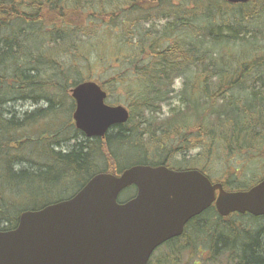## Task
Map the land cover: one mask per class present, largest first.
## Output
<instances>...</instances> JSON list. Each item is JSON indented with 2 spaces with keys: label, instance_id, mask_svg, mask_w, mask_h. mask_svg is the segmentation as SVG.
I'll use <instances>...</instances> for the list:
<instances>
[{
  "label": "trees",
  "instance_id": "16d2710c",
  "mask_svg": "<svg viewBox=\"0 0 264 264\" xmlns=\"http://www.w3.org/2000/svg\"><path fill=\"white\" fill-rule=\"evenodd\" d=\"M92 80L107 100L119 92L110 104L130 113L103 140L85 138L72 120L70 90ZM28 104L31 112L18 108ZM195 141L209 142L220 160L260 154L264 0H0V231L24 211L72 197L96 174L119 175L125 149L138 164L168 165ZM72 182L69 197L55 198ZM231 218L207 212L187 244L169 243L149 264H174L200 243L210 264H264V217Z\"/></svg>",
  "mask_w": 264,
  "mask_h": 264
},
{
  "label": "water",
  "instance_id": "95a60500",
  "mask_svg": "<svg viewBox=\"0 0 264 264\" xmlns=\"http://www.w3.org/2000/svg\"><path fill=\"white\" fill-rule=\"evenodd\" d=\"M71 97L75 127L86 138H104L129 120L127 109L105 103L96 83L77 85ZM131 186L135 197L119 204ZM213 203L221 216L264 215V181L228 194L197 171L134 166L120 176L101 173L70 199L21 213L14 230L0 232V264H147L156 248Z\"/></svg>",
  "mask_w": 264,
  "mask_h": 264
},
{
  "label": "rangeland",
  "instance_id": "374dc122",
  "mask_svg": "<svg viewBox=\"0 0 264 264\" xmlns=\"http://www.w3.org/2000/svg\"><path fill=\"white\" fill-rule=\"evenodd\" d=\"M101 74H103V73H101ZM101 74H97L94 79H97V78L99 80L105 79V77L102 76ZM92 81H95V80H92ZM180 90H181V81H177L175 83V91H176V93H178V92H180ZM118 95H119V92L116 93V94H111L110 95L111 98L109 100H107V103L110 104L113 101H116V99H118L121 96V95L120 96H118ZM121 105H124V104H121ZM33 107H34L33 105L28 104V105H20L18 108L24 113V112H28V111L31 112L32 110H34ZM124 107H125V105H124ZM178 107H179V105L177 104V100H175L173 104H171L169 106H165L163 108L161 119L168 118L170 116L171 110L173 108H178ZM199 143L201 145L197 144L196 141L192 142L191 148H189V150H187V151H190V152H186V156H185L186 159L192 160V161H189V162H192V164L188 165L189 166L188 168L194 169V168H199V167L200 168L205 167L203 170L206 169L205 171H207L209 176H211V178H214V180L216 178L217 181H222V179L224 177H226L227 175H229L231 172L235 173V171H236L235 169H237V170H239V181L240 182H238L235 185V187H237V186L238 187H246V186H249V185L253 184V183H251V181L259 179L258 175H257V172H256V170L259 169V168L256 166L255 162H251L248 165L244 166V164L241 163L243 161L242 157H237L236 158V157H232V156H228V158H226V159L225 158L222 159V157H221V160H220L217 156H214V154H212V152H211L212 148L210 147V143L209 142H207V144H205V143L203 144L201 142H199ZM184 148H187V146H184ZM205 149L208 150V151H206L205 159L197 161V162H194L193 160H197L198 155L203 154L202 152ZM122 152H123V154H122L123 155L122 156L123 161L121 162V167H129L130 165L133 166V165H136V164L141 162L137 158V155L135 154V150L134 149L129 148V149L123 150ZM167 152H168V150H167ZM159 153H160V155H159L160 158H163L162 155L164 153L166 154V150L164 149V151H160ZM168 155H169V152H168L166 157H169ZM179 155H178L177 158H174L173 160H171L170 163H168L169 167H171V168L177 167V166H174V165H177L182 160V157L179 156ZM160 158H158V159L160 160ZM159 160L158 161L155 160V162H159ZM248 160H250V159H248ZM237 161H238V167L234 168V166H236L235 163ZM259 176H261V174H259ZM256 182L257 181H255L254 183H256ZM78 185H79L78 183L72 182V187L73 188H72L71 191L67 190L66 192H60V193L55 195V198H61V197L62 198H67V197H69L71 192L75 188H77ZM130 195H131V193H129L127 191H124L123 193H121L119 198L123 199V198L129 197ZM233 220H235V219H233ZM167 253H168L167 247H161L154 254L153 257H155V259L156 258H164ZM207 257H208V255L204 256L205 259H207ZM218 261L221 262L220 259ZM153 262H154V258H153Z\"/></svg>",
  "mask_w": 264,
  "mask_h": 264
},
{
  "label": "flooded vegetation",
  "instance_id": "af4514ba",
  "mask_svg": "<svg viewBox=\"0 0 264 264\" xmlns=\"http://www.w3.org/2000/svg\"><path fill=\"white\" fill-rule=\"evenodd\" d=\"M191 143V142H190ZM190 145H192V143L190 144ZM187 152H190V151H187ZM180 156L181 157H185L186 156V154L184 153V152H181L180 153ZM185 160H186V158H185ZM189 161H192V160H190V159H187V162H186V164L187 165H185L184 167H182V168H177V169H175V170H177L178 172H185V171H189V170H191L190 168H188L189 166L188 165H190V164H192V162H189ZM257 161V162H256ZM181 162V161H180ZM251 162H256V166L259 168V170L262 172L263 171V173H264V158H262V156L259 154L257 157H254L253 159H250V160H246V161H242L241 163L242 164H249V163H251ZM166 165V164H165ZM166 166H168V165H166ZM170 168V167H169ZM199 170H201V172L203 171L206 175H207V173H206V169L205 170H203L204 169V167H202V168H198ZM259 171V172H260ZM260 172V173H261ZM242 174V173H241ZM231 180V181H230ZM214 182V181H213ZM224 182V183H223ZM238 182H240L239 181V172H237V171H235V173L234 172H231L229 175H227L226 177H224L223 178V180L221 181V183H223L224 184V188H225V190L226 191H232V190H235L236 188H238V186L237 187H235V185L238 183ZM134 191H133V193H132V195L130 196V197H126V198H123V199H120V198H118V203L119 204H125L126 202H128V201H130V200H132V198L134 197V195L136 194V188H132ZM240 189H242V188H240ZM206 214V212H201L199 215H197V216H195V217H193L192 219H189L185 224H184V227H183V229H182V232H181V234L179 235V236H177V237H175V238H172V239H170L169 241H167V242H165L164 244H162L161 246H159L157 249H156V251H154L153 252V256H154V254L161 248V247H166L167 245H169V243H171V242H173V243H175L176 241H179V243L178 244H187L186 242H185V234L186 233H191V234H193V236L195 235V231H194V229H195V227H192V223L193 222H196L197 220H199V219H203V216ZM232 216V215H231ZM226 219H231V217H230V215L229 216H227V218ZM184 238V239H183ZM190 243V242H189ZM180 246V245H179ZM186 247H188V245H185ZM177 247H178V245H177ZM176 246H175V248H177ZM209 252H208V250H207V248L202 244V243H200V244H196L195 245V247H188L187 248V250L185 251V253H183V254H181L180 255V257L177 259V262H174V264H210V263H207V262H204L203 261V258H204V256H206V255H209L208 254ZM152 257V256H151ZM150 260H151V258H150ZM148 261V263L147 264H149V263H151V261Z\"/></svg>",
  "mask_w": 264,
  "mask_h": 264
}]
</instances>
